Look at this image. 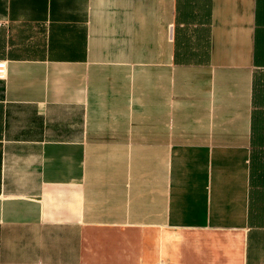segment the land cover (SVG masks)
<instances>
[{"label": "crops", "instance_id": "0c3cea01", "mask_svg": "<svg viewBox=\"0 0 264 264\" xmlns=\"http://www.w3.org/2000/svg\"><path fill=\"white\" fill-rule=\"evenodd\" d=\"M0 264H264V0H0Z\"/></svg>", "mask_w": 264, "mask_h": 264}, {"label": "built area", "instance_id": "2783aa9c", "mask_svg": "<svg viewBox=\"0 0 264 264\" xmlns=\"http://www.w3.org/2000/svg\"><path fill=\"white\" fill-rule=\"evenodd\" d=\"M5 74H6L5 64L4 63H0V78H4Z\"/></svg>", "mask_w": 264, "mask_h": 264}]
</instances>
